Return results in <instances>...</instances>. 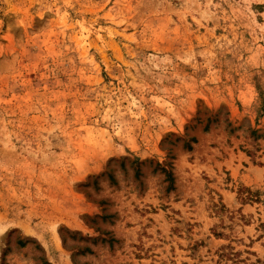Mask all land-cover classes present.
I'll list each match as a JSON object with an SVG mask.
<instances>
[{
	"label": "rangeland",
	"instance_id": "374dc122",
	"mask_svg": "<svg viewBox=\"0 0 264 264\" xmlns=\"http://www.w3.org/2000/svg\"><path fill=\"white\" fill-rule=\"evenodd\" d=\"M0 264H264V0H0Z\"/></svg>",
	"mask_w": 264,
	"mask_h": 264
},
{
	"label": "trees",
	"instance_id": "16d2710c",
	"mask_svg": "<svg viewBox=\"0 0 264 264\" xmlns=\"http://www.w3.org/2000/svg\"><path fill=\"white\" fill-rule=\"evenodd\" d=\"M224 255H228V254H224Z\"/></svg>",
	"mask_w": 264,
	"mask_h": 264
}]
</instances>
